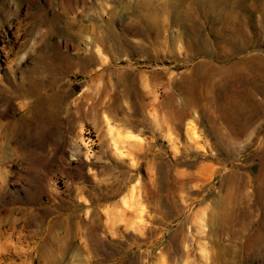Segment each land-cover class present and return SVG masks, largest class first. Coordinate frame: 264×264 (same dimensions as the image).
<instances>
[{"label": "rangeland", "instance_id": "rangeland-1", "mask_svg": "<svg viewBox=\"0 0 264 264\" xmlns=\"http://www.w3.org/2000/svg\"><path fill=\"white\" fill-rule=\"evenodd\" d=\"M114 1L0 0V264H264V0L120 54Z\"/></svg>", "mask_w": 264, "mask_h": 264}, {"label": "bare ground", "instance_id": "bare-ground-1", "mask_svg": "<svg viewBox=\"0 0 264 264\" xmlns=\"http://www.w3.org/2000/svg\"><path fill=\"white\" fill-rule=\"evenodd\" d=\"M48 1L52 2L53 0H48ZM159 1L160 0H156V2H154V0H115L114 2H112L113 5L108 9L109 20H107L106 25L104 26L107 27V31L106 33L102 34L104 37L102 38V41L110 43L109 46L107 45L106 49L120 54L121 51L123 53H126V51H128V48L130 47L131 41L130 40L128 41L127 37L124 34L117 32V30L114 29L116 28V26H121L122 29L125 32L129 33L130 35H133L135 37L140 36L146 39L153 38L154 33L158 37H161V35H165V34L170 35L172 34V29L174 27H178L180 29V33L176 35L180 37V39L183 38L182 36L184 35H185L184 38H186V36L194 37L200 33L199 32L200 24H198L200 18L211 19L214 23L223 22L224 21L223 17L225 12H228L230 15L236 9L245 7L246 2H251V1L255 2L256 0H162V3H160ZM71 9L72 8L70 7H65L62 11L60 10L58 13L54 14V16L66 18L65 23L67 25V28L76 29L77 30L76 34L78 35V38L81 39V33L84 30L82 21H84L85 19H83L82 21H78L76 18L71 17V11H70ZM204 10H206V12H203ZM94 22L96 27H101L99 25L100 22L98 20ZM19 33L20 30H18L16 34ZM44 38L49 39V43L47 44L48 52L53 51L54 55L56 56L66 57V53L69 52L68 51L69 49L77 50L76 54L79 55V49L76 47L77 46L76 43L69 41L68 39L64 38L63 42L60 43V42L52 41L54 39L53 35L46 34L44 35ZM197 46L198 45H195L194 47L195 49H197V51H199ZM103 47L105 48V46ZM63 50H67V51H63ZM97 53L100 57L101 66L104 68L107 67V57L104 54L108 52L103 53L101 49H97ZM84 55L87 59H89V62L94 57L91 50H87V52ZM252 72L258 76V70L256 68H252ZM126 75L124 76L126 77ZM129 80L127 81L129 82ZM131 80L130 83H132L133 81ZM0 81L2 82V80ZM125 81L126 78H122L121 82L125 83ZM231 83L232 82H228L227 84V86L229 85L228 86L229 88L233 86ZM133 84L135 85V82ZM125 85H130V84L128 83ZM126 88H129V86ZM171 104L172 106L176 105L174 104V101ZM220 110L221 107L218 106V109L217 107L216 108L214 107V109L210 113V120L215 124L214 126L215 129L220 128L219 126L220 124L218 122L222 119L225 113L224 111L222 115H218V111ZM187 111L188 110L184 107L182 108L180 106L176 107L179 123L181 125L188 117L189 113ZM194 125L195 124L193 122L190 123V126L192 127L190 132L191 131L193 132ZM114 130L115 129H112L111 132L113 133ZM200 154L203 157H207L206 154L204 153H200Z\"/></svg>", "mask_w": 264, "mask_h": 264}]
</instances>
